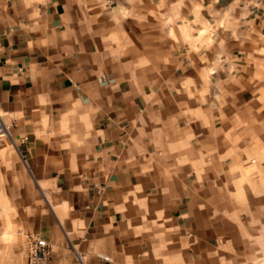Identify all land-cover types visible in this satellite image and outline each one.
Wrapping results in <instances>:
<instances>
[{
    "label": "crops",
    "instance_id": "obj_1",
    "mask_svg": "<svg viewBox=\"0 0 264 264\" xmlns=\"http://www.w3.org/2000/svg\"><path fill=\"white\" fill-rule=\"evenodd\" d=\"M0 123V264H264V0H0Z\"/></svg>",
    "mask_w": 264,
    "mask_h": 264
},
{
    "label": "built area",
    "instance_id": "obj_2",
    "mask_svg": "<svg viewBox=\"0 0 264 264\" xmlns=\"http://www.w3.org/2000/svg\"><path fill=\"white\" fill-rule=\"evenodd\" d=\"M8 131L6 127L0 123V137H6ZM29 248V264H47L52 258V250L47 241L39 235L34 234L30 236ZM105 261H109V257H102Z\"/></svg>",
    "mask_w": 264,
    "mask_h": 264
},
{
    "label": "rangeland",
    "instance_id": "obj_3",
    "mask_svg": "<svg viewBox=\"0 0 264 264\" xmlns=\"http://www.w3.org/2000/svg\"><path fill=\"white\" fill-rule=\"evenodd\" d=\"M253 160H254V162L253 161H250V163H249L250 169H251L252 172L254 170L255 171H258L259 169H257V168L260 167V166L262 167L261 161H259V159L257 157H254ZM258 175H259V177H258ZM255 176H256V179H260V182H263L261 196H262V199L264 201V170H263V173H256ZM257 193H260V192H257ZM2 240H3V243L1 242V244L3 246L1 247V244H0V251H2V253H5V251H6V244L11 243V237H9V238L8 237H3ZM29 246H30V244H29ZM4 261H5V258H1L0 257V263H2Z\"/></svg>",
    "mask_w": 264,
    "mask_h": 264
}]
</instances>
